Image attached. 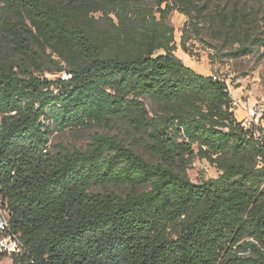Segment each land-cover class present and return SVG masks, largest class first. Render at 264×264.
I'll use <instances>...</instances> for the list:
<instances>
[{"label": "trees", "instance_id": "trees-1", "mask_svg": "<svg viewBox=\"0 0 264 264\" xmlns=\"http://www.w3.org/2000/svg\"><path fill=\"white\" fill-rule=\"evenodd\" d=\"M207 10L0 0V211L23 244L13 264H264V146L237 119L226 80L175 54L170 16L200 33ZM213 19L238 45L232 58L264 46L243 11ZM112 123L143 150L99 132L83 148L51 144ZM196 158L219 178L192 182Z\"/></svg>", "mask_w": 264, "mask_h": 264}, {"label": "rangeland", "instance_id": "rangeland-1", "mask_svg": "<svg viewBox=\"0 0 264 264\" xmlns=\"http://www.w3.org/2000/svg\"><path fill=\"white\" fill-rule=\"evenodd\" d=\"M207 4V20L201 24L200 33L188 30L185 33L188 17L175 12L170 16L169 22L176 31V56L183 60L186 66L205 76L227 77L233 95L241 101V107L236 117L242 121L246 117L247 108L259 105L264 107V46L257 47L255 54L234 59L229 54L238 48V45L225 43L218 37L217 24L214 21L216 10L224 9L227 12L234 9L256 19L257 23H248L246 31L249 35L258 36L264 40V2L261 0H203ZM183 43L184 46H183ZM66 75H64L65 77ZM45 77L55 79L57 75L45 74ZM148 111L153 115L157 107L149 99H144ZM115 136L125 141L129 146H138V136L120 124L112 123L106 128L95 127L93 130L83 132H70L66 135L55 134L51 144L54 146L73 145L79 148L86 147L94 133ZM220 172L208 161L196 158L188 170L192 182L199 184L203 181L218 179ZM7 217V215H6ZM0 264H13L11 258L0 259Z\"/></svg>", "mask_w": 264, "mask_h": 264}, {"label": "built area", "instance_id": "built-area-1", "mask_svg": "<svg viewBox=\"0 0 264 264\" xmlns=\"http://www.w3.org/2000/svg\"><path fill=\"white\" fill-rule=\"evenodd\" d=\"M64 78H67L65 76ZM215 80H226L229 86V94L232 98L233 110H237L241 107L239 101L232 93L229 79L227 77L221 78L218 76L214 77ZM246 110V117L243 119V126L250 130L255 138L260 141L264 146V107L259 105L251 106ZM9 225L3 212L0 211V257L12 258L14 255L21 254L23 252V244L19 240V237L9 234Z\"/></svg>", "mask_w": 264, "mask_h": 264}]
</instances>
